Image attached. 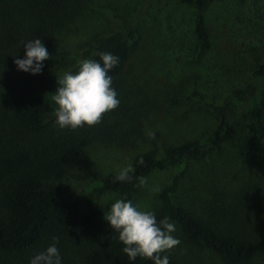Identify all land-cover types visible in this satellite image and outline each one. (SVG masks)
<instances>
[{
    "label": "trees",
    "instance_id": "trees-1",
    "mask_svg": "<svg viewBox=\"0 0 264 264\" xmlns=\"http://www.w3.org/2000/svg\"><path fill=\"white\" fill-rule=\"evenodd\" d=\"M165 1L192 7V35L199 60L211 48L212 32L205 17L210 0ZM74 2L0 0V264H29L34 254L53 243L61 264H69L72 254L79 264H153L139 257L129 260L118 233L109 229L104 219L102 197L114 193L119 199L130 200L136 192L137 179L118 181V172L102 173L87 150L93 144L106 147L115 140L121 144L129 139L122 149L134 147L136 139L143 142L139 135L129 138L136 130H111L118 113L128 116L124 111L131 110L117 107L101 123L75 130L61 129L55 123L57 106L51 96L58 86L56 77L65 71L75 72L81 59L99 62L97 53L108 52L119 57L109 72L117 91L139 40L135 22L130 21L94 35L80 55L56 49L46 35L75 10ZM35 38L42 40L50 59L43 62L39 74L18 70L13 61L24 58L22 42ZM171 102L197 104L208 115L210 129L200 138L168 145L158 152H136L129 160L135 168L132 175L139 178L154 169L173 167L175 173L169 182L155 192L160 202L155 212L157 220L168 217L178 225L186 242L211 250L224 264L247 262L254 253L248 239L234 231L212 228L179 204L174 191L178 175L190 161L205 158L213 146L233 141L239 134L242 160L264 176V48L250 79L230 88L222 100L188 87ZM146 111L159 120L160 110L148 107ZM71 172L76 174L81 191L88 194L83 209L77 198L58 203L68 188ZM161 255H168L169 264H178L170 254Z\"/></svg>",
    "mask_w": 264,
    "mask_h": 264
},
{
    "label": "rangeland",
    "instance_id": "rangeland-1",
    "mask_svg": "<svg viewBox=\"0 0 264 264\" xmlns=\"http://www.w3.org/2000/svg\"><path fill=\"white\" fill-rule=\"evenodd\" d=\"M75 1V10L46 35L56 49L80 55L94 35L130 21L135 22L139 36L116 91L118 110L129 109L131 113L124 111L128 114L124 116L119 112L111 130H136L129 138L139 135L143 142L136 139L134 147L125 149L122 146L129 139L121 144L115 140L106 147L89 146L87 150L105 174L118 172L136 152H158L203 136L210 129L206 112L197 104L172 103L171 99L195 87L220 101L230 88L250 79L263 57L264 0H210L205 17L212 32L211 48L199 60L189 4L165 0ZM148 107L160 110L159 120L147 113ZM148 131L154 132V139L148 137ZM242 150L239 134L233 141L213 146L205 158L190 161L178 175L174 198L212 228L234 231L248 239L254 253L240 264H264V176L242 160ZM174 173L173 167L151 170L144 176L147 184L137 186L130 200L141 209L156 212L160 202L152 189L166 185ZM77 182L71 172L68 188L58 203L77 198L84 208L88 194ZM116 199L114 193L102 197L105 214ZM174 224L177 230L173 235L181 243L168 254L178 264H224L211 250L186 242ZM106 226L112 229L107 220ZM69 264H79L75 255Z\"/></svg>",
    "mask_w": 264,
    "mask_h": 264
},
{
    "label": "clouds",
    "instance_id": "clouds-1",
    "mask_svg": "<svg viewBox=\"0 0 264 264\" xmlns=\"http://www.w3.org/2000/svg\"><path fill=\"white\" fill-rule=\"evenodd\" d=\"M25 49L24 58L14 59L18 70L39 74L43 62L50 59V53L40 38L22 42ZM99 62L93 59H81L77 62L75 72L65 71L56 77L58 87L51 96L55 103L56 121L61 128L77 129L85 126H95L103 120L110 111L115 110L120 101L114 89L112 77L109 75L119 62V57L108 52H99ZM149 138L155 134L148 131ZM143 163V160H140ZM135 168L131 162L121 167L115 177L118 181L132 182L137 179L138 186H145L147 179L143 176L135 178L132 174ZM159 192L160 188L152 189ZM112 229L118 233V239L123 245L122 251L129 260L138 257L150 260L153 264H169L168 255L181 241L174 236L176 226L168 217L157 220L151 210L141 209L131 200L116 199L110 204L104 214ZM58 237H53L58 241ZM29 264H61L59 250L55 243L44 251L32 256Z\"/></svg>",
    "mask_w": 264,
    "mask_h": 264
}]
</instances>
